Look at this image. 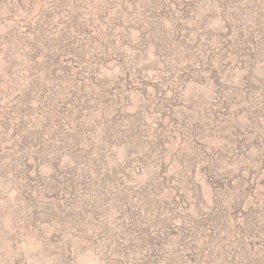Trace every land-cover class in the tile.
<instances>
[{
	"label": "rangeland",
	"instance_id": "374dc122",
	"mask_svg": "<svg viewBox=\"0 0 264 264\" xmlns=\"http://www.w3.org/2000/svg\"><path fill=\"white\" fill-rule=\"evenodd\" d=\"M54 2L58 9L25 0L10 17L0 15V82L11 75L27 92L35 79L25 62L34 57L32 67L53 73L57 83L54 95L29 113L35 139L41 131L53 142L51 161L0 162V264H141L133 257L137 230H126L130 239L122 244L132 249L124 251L125 263L103 244L140 212L157 254L152 264H258L253 259L264 257V47L258 44L264 0ZM15 15L22 16L13 31L20 39L10 43ZM41 18L45 35L62 40L65 50L59 66L46 72L41 65L55 45L41 49L35 41ZM66 99L76 119L58 126ZM16 100L7 95L2 107ZM136 120L147 143L133 150L126 125ZM10 135L4 145L12 143ZM160 138L163 146L151 148ZM86 152L97 161L70 158ZM67 166L72 177L63 174ZM61 177L77 180L84 203L66 206L73 179Z\"/></svg>",
	"mask_w": 264,
	"mask_h": 264
},
{
	"label": "trees",
	"instance_id": "16d2710c",
	"mask_svg": "<svg viewBox=\"0 0 264 264\" xmlns=\"http://www.w3.org/2000/svg\"><path fill=\"white\" fill-rule=\"evenodd\" d=\"M24 1L25 0H0V15L4 16V13L7 12V15H9L8 17H10V15H13L12 12L14 11V9H16L15 11H19L18 8H21L24 6ZM33 0H30V3ZM29 3V2H28ZM47 5L51 8L55 7L56 9H58L59 7L57 6V3L54 2V0H47ZM18 4V6H17ZM47 13L53 12L51 9L50 10H44ZM1 16V17H2ZM20 19H22V16H17L15 15L13 19L15 24H13L14 28L10 29L9 32H12L18 27V24H20ZM43 20H45V18H41L38 19L36 22V26L40 27L41 29V33L38 32V34H33V36L35 37V41L37 42V40H40L38 42H40L41 44V49H44L45 47H48L49 44H53L54 43V51H49L48 54L46 55V58L44 59V63L41 65L42 70L46 72V70H48L49 68H51L52 66L58 67L59 66V61H60V57H62V53L65 52L64 47H63V41L62 40H57V38H52L49 37L48 35H45V31L43 30L42 26L40 25V23L42 24ZM29 27V25H28ZM18 30V28H17ZM264 38V33H262ZM252 41L255 39V33L254 36H251ZM18 39H20V36L17 34H14V36L10 37L9 35L6 36V41L10 40V43L17 41ZM37 42V43H38ZM258 44H263L262 46L264 47V39L262 40L261 43ZM79 57H81V53L80 51L78 52ZM34 57H30L29 62H25L28 63V66L30 67V72H29V77H33V79H35L33 81V83H29L26 86L29 87L31 86L27 92L25 87L21 85V82L19 83V85L15 82L12 81L11 75H8L6 77H8V80L6 81H2L0 82V125L2 127H4V131L3 133L0 135V162L3 161V163L5 165H9V164H14L15 166H23L27 163H29L31 160H33L34 158L37 159L38 161L41 160H50V150L52 148H54L53 142L52 140L49 139V141L45 138V136L41 133V131H38V135H37V139H35L34 136V127H30L32 125L31 121H29V113L30 111L33 109V107L40 105V104H45V101L48 100L49 96H53L55 91V87L57 85V83H53L50 81V79L54 76V74H49L46 72V74H42L43 72H40V67L38 66V68H33L32 67V61H33ZM75 66H79L78 62H74ZM50 64H52V66H49ZM73 64V63H72ZM9 67H12L13 64L12 62H8ZM61 67V66H60ZM69 68H73L72 65H69ZM55 73V71H54ZM78 73V72H77ZM1 78V77H0ZM4 78V77H3ZM2 79V78H1ZM0 79V80H1ZM82 80V79H81ZM5 83H9V85H4ZM13 85H15L16 87L14 89ZM9 86V88H8ZM22 88V89H21ZM77 92V91H76ZM17 93V95H16ZM11 94H15V97H17V102H15V106L12 108H3L2 107V100L4 97H6L7 95H11ZM75 98L78 97V94H76L74 92L73 95H71ZM34 103V104H33ZM68 103L69 100L66 99L65 102L62 103L61 105V111L59 113H57V124L58 126H62L65 124H73L74 120L76 119V114L74 115V113H71V111H69L68 108ZM67 115V116H65ZM53 121H48L46 123V126L52 124ZM139 127H141V131L139 132ZM126 131H127V141L128 144L130 145V148H135L138 149V147H143L145 148V144L147 143V139L144 137L145 136V130L142 128L141 124L136 120V121H129V124L126 125ZM6 132H10L11 135L8 137L10 139V141L12 142L9 145H4L3 143L5 142V137H6ZM44 136V138H43ZM14 137H19L17 138L18 140H15ZM43 138V139H42ZM90 143H92L91 141H89ZM163 146V140L162 138H160L159 140H156L154 142V145L151 146V148L153 149H157ZM92 148V146H91ZM38 150V151H37ZM134 150V149H133ZM31 151L35 152V154L32 156L31 155ZM49 151V152H48ZM203 152V151H202ZM206 152V151H205ZM144 155L141 156L139 159L141 160V162H143L144 160ZM59 158H61V156H59ZM71 159L73 158L76 162H79V160L89 163L91 161V159H94L95 161H97V155L93 154L90 155L88 152H86L85 154L81 153H72V157H70ZM72 159V160H73ZM103 160L104 158L99 157V160ZM144 159V160H143ZM195 164H197V159L195 160ZM144 164L145 161H144ZM91 165V164H90ZM142 165V163H141ZM57 169V167H55ZM63 170V169H62ZM61 170V172H62ZM63 174H65V177L67 178L72 177V175L74 174L72 169H70V166L64 167V171ZM68 179H73V180H66L63 177L59 178L58 180H60L61 182H68L70 181L72 189L71 193L72 195L70 196V198H68L67 200H65L66 202V206H69L70 202L73 205H78L81 203H84L86 200L84 199L82 201V199L78 198V195L83 198L84 195H80L77 192V188L76 187V182L77 180H74L75 178H68ZM46 183V187L48 188V185L50 186V188L54 187V183L52 182H47V181H43ZM79 183V181H78ZM29 185H25L24 187V193H26L27 189H28ZM107 193L110 191L109 189L106 188ZM23 193V194H24ZM78 193V194H77ZM88 195H91L90 193H87ZM88 195H85L88 196ZM102 195L101 193H97L95 199H92L90 201V203L95 204L96 202H99V198ZM91 197V196H89ZM75 212L80 210V207L78 206H74L73 209ZM123 212H125V210H123ZM122 212V213H123ZM52 211H49V214H51ZM57 215V211L55 212ZM61 215V214H60ZM63 217L66 219L67 216L63 215ZM144 215L142 214V212H140V215L135 217V216H131L129 215V219L128 222L130 223V227H126L122 229V231L119 233V235L117 237H112L111 239H109V241L103 242V244H107L106 248H108L110 250V253H112L113 256H115L116 260H121L122 263H125V255L124 251H128L132 249V246L126 247L123 246L122 243H126V240H129L130 237H128L130 234H126V230L128 233H133L134 230H137V232H140V243H135V250H134V255L133 257L136 258L141 264H152L155 259H157V254L155 252L154 247H152V240L150 238V234H149V226L147 227L145 224V219H144ZM38 220V219H37ZM66 224V223H64ZM143 225L145 227H143ZM156 226V225H154ZM127 228V229H126ZM253 229L255 232H258L259 229L258 227H254L251 228ZM170 227L166 229V234H169ZM149 234V235H148ZM111 236H115V235H111ZM147 236V240H145ZM251 244V243H250ZM245 245V243H244ZM246 247V245L244 246ZM131 248V249H130ZM250 255L252 253H249ZM264 255V252H263ZM66 259V258H65ZM254 261H257L258 264H264V257L261 256H257L256 258L253 259ZM1 264H5V262L1 261ZM230 264H236V263H230ZM243 264V263H242ZM249 264V263H248Z\"/></svg>",
	"mask_w": 264,
	"mask_h": 264
}]
</instances>
